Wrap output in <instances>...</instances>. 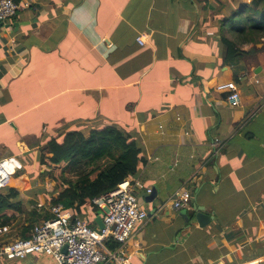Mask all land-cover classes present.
<instances>
[{
	"label": "crops",
	"instance_id": "0c3cea01",
	"mask_svg": "<svg viewBox=\"0 0 264 264\" xmlns=\"http://www.w3.org/2000/svg\"><path fill=\"white\" fill-rule=\"evenodd\" d=\"M250 25H264V0H34L2 24L0 161L21 174L10 186L29 213L20 226L34 212L51 215L45 199L55 188L35 171L41 147L114 126L144 148L131 178L158 191L124 264H264V35L245 38L259 42L240 45L228 65L222 42L240 41ZM231 81L235 108L217 89ZM218 137L227 143L214 156ZM182 187L192 198L176 210ZM195 206L215 219L185 233ZM0 264L57 263L32 255Z\"/></svg>",
	"mask_w": 264,
	"mask_h": 264
},
{
	"label": "trees",
	"instance_id": "16d2710c",
	"mask_svg": "<svg viewBox=\"0 0 264 264\" xmlns=\"http://www.w3.org/2000/svg\"><path fill=\"white\" fill-rule=\"evenodd\" d=\"M239 33L237 35L241 36L240 41L222 38L226 46L227 65L242 56L240 45L259 42L256 38H245L255 35L260 38L264 35V25H250L246 30L239 29ZM37 162L42 168H47L41 176L44 178L51 174L56 183L55 196H52L49 208L62 205L73 217H88L90 221L94 218L92 225L95 226V216L102 213L93 200L114 191L128 178L136 176L145 157L140 140L117 127L107 126L93 131L88 138L78 131H70L60 138L50 139L41 147ZM75 171L78 174L73 179H68L67 174ZM87 210L91 212L88 214ZM37 213H32L33 219L20 226V219L29 213L19 191L13 187L0 191V229L16 225L15 231L7 236V240L28 239L36 224L52 218L46 211H43L45 214L42 218H37ZM190 214L193 217L195 211ZM106 247L110 251H116L120 244L111 240L106 242Z\"/></svg>",
	"mask_w": 264,
	"mask_h": 264
},
{
	"label": "built area",
	"instance_id": "2783aa9c",
	"mask_svg": "<svg viewBox=\"0 0 264 264\" xmlns=\"http://www.w3.org/2000/svg\"><path fill=\"white\" fill-rule=\"evenodd\" d=\"M33 4L34 0H0V24L17 17ZM137 42L144 45L145 37L139 36ZM217 89L227 93L226 100L232 108L241 104V93L234 81L221 84ZM226 143L225 138L213 139L214 156L220 155ZM9 169H12L9 160L0 161V191L12 184ZM143 190L147 196L152 193L141 180L128 178L114 191L93 200L102 213L104 230L98 226L93 228L83 218L73 217L62 205L50 207L52 218L36 224L30 238L0 240V258L23 260L32 255H45L57 264H124L127 258L123 248L133 238L136 228L149 217L139 200ZM172 198L174 209H184L190 203L192 192L182 187ZM5 232L7 228L0 229V234ZM111 240L120 244L116 251L106 247V242Z\"/></svg>",
	"mask_w": 264,
	"mask_h": 264
},
{
	"label": "water",
	"instance_id": "95a60500",
	"mask_svg": "<svg viewBox=\"0 0 264 264\" xmlns=\"http://www.w3.org/2000/svg\"><path fill=\"white\" fill-rule=\"evenodd\" d=\"M2 25L0 24V28ZM158 196V191L156 189L152 190V193L145 197V202L147 204H152ZM195 215L193 217H189V215L184 214L183 218L188 223L187 230H184L183 232L187 233L195 224H198L200 228H205L212 220L215 219L214 216H210L206 214V209L203 207L195 206L194 207ZM151 215V214H150ZM96 225L99 227V229L104 230L105 225L103 222L102 216H97L95 219ZM180 234L179 236H181Z\"/></svg>",
	"mask_w": 264,
	"mask_h": 264
},
{
	"label": "rangeland",
	"instance_id": "374dc122",
	"mask_svg": "<svg viewBox=\"0 0 264 264\" xmlns=\"http://www.w3.org/2000/svg\"><path fill=\"white\" fill-rule=\"evenodd\" d=\"M25 160H26L27 162H29L30 159H29L28 157H26ZM30 166H31V165H30ZM81 167H82V164H81L78 168L80 169ZM79 169H78V171H79ZM9 170H10V169H9ZM46 170H47L46 167L42 168V167H40V166L37 165V168L35 169V171L37 172V174H39L38 179H39L40 182H43L44 186H46L47 188H48V187H49V188H51V187L55 188V187H56V183L54 182V180H53L51 174L45 176L44 178H43V176H41V174L43 173V171H46ZM32 171H33V170H32ZM78 171L70 172L69 174H67V178H68V179H69V178L73 179V178L78 174ZM10 172H11V170H10ZM25 173H28V168L26 169ZM20 176H21L20 173H18L17 175H15L14 178H13V182H15V181L19 182V178H20ZM36 177H37V176H36ZM36 177H35V178H36ZM10 186H11V185H10ZM10 186H8V187H10ZM8 187H7V188H8ZM139 197H140L139 200H140V204H141V206H142L144 209H146L147 212H148L147 206L145 205V201H144V195L142 194V195L139 196ZM45 200H47V202H50V201H51V200H50V196L48 195V198L45 199ZM45 205H46V204H45ZM48 206H49V204H48ZM153 211H154V213L156 212L155 209H154ZM153 211H152V209H149V214L152 213ZM22 218H23V217H22ZM91 226H92L93 228H95L93 225H91Z\"/></svg>",
	"mask_w": 264,
	"mask_h": 264
}]
</instances>
